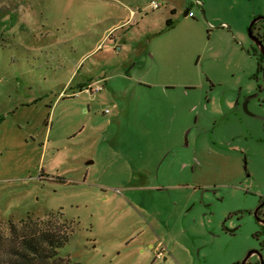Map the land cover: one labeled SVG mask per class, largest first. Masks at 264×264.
<instances>
[{"label":"rangeland","instance_id":"374dc122","mask_svg":"<svg viewBox=\"0 0 264 264\" xmlns=\"http://www.w3.org/2000/svg\"><path fill=\"white\" fill-rule=\"evenodd\" d=\"M261 14L264 0H0V221L60 216L75 264L241 262L259 243L235 214L257 206L264 122L226 117L224 95L249 88Z\"/></svg>","mask_w":264,"mask_h":264},{"label":"trees","instance_id":"16d2710c","mask_svg":"<svg viewBox=\"0 0 264 264\" xmlns=\"http://www.w3.org/2000/svg\"><path fill=\"white\" fill-rule=\"evenodd\" d=\"M172 22H168L171 27ZM71 226L60 216L29 217L4 225L0 221V264H75L59 250L70 239Z\"/></svg>","mask_w":264,"mask_h":264},{"label":"flooded vegetation","instance_id":"af4514ba","mask_svg":"<svg viewBox=\"0 0 264 264\" xmlns=\"http://www.w3.org/2000/svg\"><path fill=\"white\" fill-rule=\"evenodd\" d=\"M255 18H261V19L251 27V33L254 37L258 39V41L262 45L261 47L264 49V15L261 14L259 16H256ZM253 44L256 48L257 70L247 77L249 88H244L243 86L230 87L225 92L224 96L225 97L228 96L231 98V101L229 102V114H227L226 117L227 116L232 117V115L234 116L245 115L247 116V118L260 120L264 122V116L263 117L257 116V113L255 111V110L257 111L264 110V55L261 53V51L254 42ZM208 81L212 84L213 87L214 83L212 79L208 78ZM239 120L241 122H245L242 117H240ZM251 133L252 132L250 131V134ZM252 135H254V133ZM239 137L241 138V136ZM262 142L264 143V140ZM243 164H244L243 166L244 176L247 180L251 181L252 173L250 172V169L248 167L247 154H245L243 157ZM256 193H257L256 208L252 211H244L235 214V216H237L239 219H242L245 216V214L251 215L258 224V232L256 236V238L259 241L258 247L254 249V255L248 260L247 264H264V179H260L257 181ZM232 235L235 236V233L232 232ZM243 260L236 264H242Z\"/></svg>","mask_w":264,"mask_h":264},{"label":"water","instance_id":"95a60500","mask_svg":"<svg viewBox=\"0 0 264 264\" xmlns=\"http://www.w3.org/2000/svg\"><path fill=\"white\" fill-rule=\"evenodd\" d=\"M189 15V11H186L185 12V16H188ZM261 18H255L251 24H250V27H249V30H248V35H249V38L257 45V47L259 48V50L261 51V53L264 55V49L261 47L262 45L260 44V42L258 41V39L256 37H254L251 33V27L257 23ZM254 255V250H251L248 252L247 256L244 258L242 264H247L248 260Z\"/></svg>","mask_w":264,"mask_h":264},{"label":"built area","instance_id":"2783aa9c","mask_svg":"<svg viewBox=\"0 0 264 264\" xmlns=\"http://www.w3.org/2000/svg\"><path fill=\"white\" fill-rule=\"evenodd\" d=\"M152 7L154 8V9H158L160 6H159V4H157V3H152ZM189 16H194V14L193 13H189ZM98 90H101V88H99ZM88 91V90H87Z\"/></svg>","mask_w":264,"mask_h":264}]
</instances>
